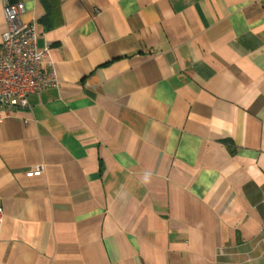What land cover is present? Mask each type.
<instances>
[{"label": "crops", "instance_id": "0c3cea01", "mask_svg": "<svg viewBox=\"0 0 264 264\" xmlns=\"http://www.w3.org/2000/svg\"><path fill=\"white\" fill-rule=\"evenodd\" d=\"M18 1L59 85L0 122V264H264V0Z\"/></svg>", "mask_w": 264, "mask_h": 264}, {"label": "built area", "instance_id": "2783aa9c", "mask_svg": "<svg viewBox=\"0 0 264 264\" xmlns=\"http://www.w3.org/2000/svg\"><path fill=\"white\" fill-rule=\"evenodd\" d=\"M2 4L6 29L0 43V122L13 109H27L29 95L59 85L56 69L48 62V48L38 49L35 26L21 19L23 2L2 0ZM41 170L37 166L30 173Z\"/></svg>", "mask_w": 264, "mask_h": 264}, {"label": "trees", "instance_id": "16d2710c", "mask_svg": "<svg viewBox=\"0 0 264 264\" xmlns=\"http://www.w3.org/2000/svg\"><path fill=\"white\" fill-rule=\"evenodd\" d=\"M9 1H11V2H16V1H18V0H9Z\"/></svg>", "mask_w": 264, "mask_h": 264}]
</instances>
